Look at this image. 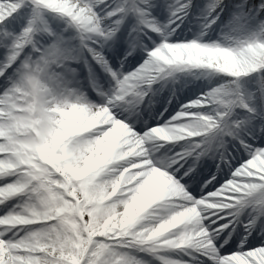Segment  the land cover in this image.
<instances>
[{
    "label": "snow or ice",
    "instance_id": "snow-or-ice-1",
    "mask_svg": "<svg viewBox=\"0 0 264 264\" xmlns=\"http://www.w3.org/2000/svg\"><path fill=\"white\" fill-rule=\"evenodd\" d=\"M0 264H264V0H0Z\"/></svg>",
    "mask_w": 264,
    "mask_h": 264
},
{
    "label": "clouds",
    "instance_id": "clouds-1",
    "mask_svg": "<svg viewBox=\"0 0 264 264\" xmlns=\"http://www.w3.org/2000/svg\"><path fill=\"white\" fill-rule=\"evenodd\" d=\"M180 52L187 54L190 50L180 49ZM196 85V81L192 82ZM201 83H204L201 81ZM28 82L24 76H21L19 88L23 91L28 88ZM68 123V130L75 128L76 136L74 143L78 156L77 163L84 165L86 162L90 165L95 162L97 156L102 155L105 151L107 140L103 136H89L94 129V125L83 114L76 110H69V114L65 117ZM175 130H171L169 135H175ZM158 138L163 139V134H157ZM158 150V149H157ZM164 161V157H160V162ZM135 167V166H133ZM127 171V170H126ZM123 176V173L121 174ZM139 175L135 178H129L127 181L118 183L111 179H106L101 184V190L106 200L110 201V214H115L114 218L126 220L130 215H135L142 206V197L145 192L153 190L154 186L166 181V177L159 170L153 169L149 174L146 183L141 187ZM128 184H134V188H128ZM115 197V199H113ZM160 215L163 209L157 210ZM151 217H145L150 219Z\"/></svg>",
    "mask_w": 264,
    "mask_h": 264
},
{
    "label": "bare ground",
    "instance_id": "bare-ground-1",
    "mask_svg": "<svg viewBox=\"0 0 264 264\" xmlns=\"http://www.w3.org/2000/svg\"><path fill=\"white\" fill-rule=\"evenodd\" d=\"M79 68L82 69L83 67H82V66H79ZM103 75H104V74H103L99 69H97V71H96V76H97V78L100 80L101 83H104ZM84 83H86V78H85V80H84ZM105 86H106V85H105ZM90 94H91V93H90ZM91 95H93V94H91Z\"/></svg>",
    "mask_w": 264,
    "mask_h": 264
},
{
    "label": "rangeland",
    "instance_id": "rangeland-1",
    "mask_svg": "<svg viewBox=\"0 0 264 264\" xmlns=\"http://www.w3.org/2000/svg\"><path fill=\"white\" fill-rule=\"evenodd\" d=\"M60 28L62 29L63 26L61 25ZM67 38V36H66ZM80 65H74V67H77L78 68V71H79V78L82 82H84V78H85V74L84 73H81V69L79 68ZM85 72V70H84ZM90 98H91V95H90Z\"/></svg>",
    "mask_w": 264,
    "mask_h": 264
}]
</instances>
